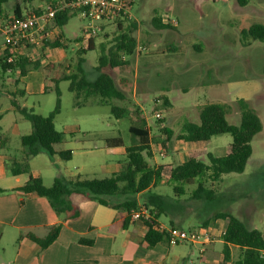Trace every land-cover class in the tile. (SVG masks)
Here are the masks:
<instances>
[{"label":"rangeland","instance_id":"1","mask_svg":"<svg viewBox=\"0 0 264 264\" xmlns=\"http://www.w3.org/2000/svg\"><path fill=\"white\" fill-rule=\"evenodd\" d=\"M19 1L9 0L5 5L7 19L13 17ZM43 4L44 0H32L23 5L24 12ZM155 11L165 21L177 20L179 24L165 30L164 38L157 44L141 49L147 60L139 59L138 66L135 65L136 58L132 60V72L122 70V73L116 74L125 99L113 101L128 108L133 115L139 111L152 135L160 136L161 145L152 151L153 158L149 162L174 166L185 162L188 148L181 144L178 135L185 122L200 123V112L208 104L227 105L228 121L239 125L242 117L240 101L245 100L263 123V130L252 141L253 153L245 171L224 174L218 182L206 183L207 189L215 191L213 201L194 198L199 181L195 185L179 184L185 188V194L181 196L174 192V185L178 183L168 185L161 182L152 188L151 193L163 195L171 207L167 210L168 216L162 215L161 219L164 222L173 219L187 230L207 228L214 239L223 233L227 224L226 220L214 219L215 214L228 212L243 220L250 229L264 232V42L251 41L245 45L241 39L243 30L256 24L264 25V0H248L245 4L239 0H137L131 18L126 19L147 22ZM83 25L80 16H71L62 28V39L66 42L63 44L67 48H60V52L47 49L45 56L39 57L41 68L28 73V81L34 83L39 80L43 83L40 89L42 93L27 96L25 91L26 97H21L23 84L19 71L5 73L1 68L0 90L20 95L16 99L22 107L49 116L59 99L55 80L61 79L64 74H71L78 61ZM110 26L113 27L107 32L113 35L116 22ZM104 37V31H100L95 37L96 42ZM4 45L5 37L0 33L1 50ZM194 46L200 47V51L193 49ZM170 47L174 50H169ZM101 53L97 44L96 49L85 56L84 68L90 79L97 76ZM52 64L54 68L46 69ZM59 89L61 109L54 123L56 129L64 133V141L55 145V149L71 150L73 157L66 161L58 155L42 153L31 160L32 171L41 172L48 186H51L53 176L60 174L107 178L111 176L110 165L116 164L122 169L127 163V156H121L111 147L107 148L106 140L121 138L126 146L131 145L129 128L132 120L115 118L110 107L101 104L97 98L82 99L78 103L75 94L69 91L67 81H61ZM11 100L12 97L0 96V127L9 138L6 145H11V149H24L20 136L31 133L32 124L15 110ZM160 100L163 104L158 103ZM157 113L161 117H157ZM164 126L173 131L169 141L160 134ZM231 142L230 134L214 136L201 161L209 165L210 154L226 156L230 152ZM145 195L138 196L139 207H146ZM206 221L207 226L204 225ZM201 248L200 244H195L193 248L174 246L170 261L190 264L192 260L195 264H203L199 257ZM223 249L224 244L219 239L217 250L222 253ZM239 253V249H236L234 260Z\"/></svg>","mask_w":264,"mask_h":264},{"label":"trees","instance_id":"2","mask_svg":"<svg viewBox=\"0 0 264 264\" xmlns=\"http://www.w3.org/2000/svg\"><path fill=\"white\" fill-rule=\"evenodd\" d=\"M31 1L20 0L17 2L13 17H21L25 13L23 5ZM8 2L9 0H0V25L13 18L7 19L5 13V5ZM239 2L245 4L248 3V0H239ZM70 18L71 15L67 13L59 14L54 21L55 25L63 28ZM155 20L158 21L159 18L156 17ZM163 26L171 27L170 24ZM134 31V28H130L116 35L110 44L103 48L96 68L98 73L94 79L88 77L84 64L87 53L94 50L93 40L95 38L91 40L88 48H80L77 52L78 61L71 74H64L61 79L55 80L59 99L56 108L49 116L37 114L34 109L21 107L16 100H12L13 107L31 122L32 132L21 137V144L24 148L23 156L11 159L8 165L10 173L14 176L29 175L25 185L18 188L19 191L47 198L53 209L59 215L65 216V219L79 218L80 211L71 201L73 195H78L115 210L127 211V221H129L131 211L140 208L138 196L146 194L144 204L149 208L152 217L142 221L146 228L143 245L150 249L157 244L169 245L168 233L161 232L156 227L162 215L168 216L167 210L171 208L163 195L151 193L152 188H156L161 182L168 185L178 183L174 185V192L181 196L185 194V188L179 184L195 185L199 181L198 188L194 191V198L213 201L216 197L215 191L207 189L206 183L209 181L218 182L224 174L243 173L245 171L253 153L252 141L263 130V123L259 115L249 107L245 100L240 101L242 117L239 125L231 124L228 121L227 105L208 104L200 112V123L185 122L181 133L178 135V139L185 146L193 148L189 151V159L177 166L151 164L149 159L153 158L152 144L159 146L160 136L151 134L150 129L147 128L146 119L139 111L133 115L128 108L113 102L114 100L125 99V94L119 88L115 76L122 73V70L132 72V58L137 50V39ZM61 39L62 34L47 43L46 48H66ZM241 39L245 45H249L251 41L264 42V25L256 24L243 30ZM11 53V50H1L0 47V68L2 71H19L20 77H24L31 70L41 68L38 57L36 60H30L27 57L17 56L13 63H8L7 57ZM43 56L45 55L43 54ZM54 67L52 64L48 65L46 69L49 70ZM61 81L69 82V91L75 94L78 103L82 99L87 101L90 98H97L101 104L110 107L115 118L132 120L133 124L129 128L132 143L126 146L127 163L120 171L114 172L110 177L87 178L80 174L75 176L60 174L51 186H46L43 178L32 175L30 161L42 153H48L51 156L58 155L66 161H70L73 157L70 150L56 152L54 148L55 145L64 141V133L58 131L54 123L61 109V92L59 89ZM160 134L161 136L165 135L169 141L173 136V131L164 126L160 130ZM220 134L232 136L230 152L223 157H215L210 154V164L207 165L201 161V157L207 154L212 138ZM108 144L112 147L123 146V140L112 138L108 140ZM4 147L5 142L0 141V148ZM3 192L5 190L0 188V193ZM214 219L227 221L226 229L222 234L225 261H231L230 246H233L240 251L233 264H264V232L250 229L243 220L228 212H219L215 214ZM170 225L179 227L173 219H170ZM204 225L207 226L208 222L206 221ZM62 227V223L52 226L44 238L31 233L26 236L44 250L58 239ZM81 243L92 245L93 241L82 239Z\"/></svg>","mask_w":264,"mask_h":264},{"label":"crops","instance_id":"3","mask_svg":"<svg viewBox=\"0 0 264 264\" xmlns=\"http://www.w3.org/2000/svg\"><path fill=\"white\" fill-rule=\"evenodd\" d=\"M156 17L159 18L158 21L155 20ZM115 22L116 31L113 35H109L107 31L114 26L110 25ZM166 24H170V22L165 21L157 11L147 22H132L126 18L108 20L101 25V31H104L105 37L98 43L94 39L93 48L95 50L98 44L102 52L103 48L109 45L116 35L134 28L137 50L132 60L136 58L135 65L137 64L138 66L139 59L147 60V56L142 55L141 49H148L152 44H157L160 39L164 38L165 30L173 28L171 24L169 28L164 27L163 25ZM59 31L62 35L64 34L62 28H59ZM60 48L63 47L50 49L60 52ZM194 48L200 51V47L194 46ZM169 50L173 51L174 49L170 47ZM28 77L29 74L20 77L23 84L20 91L21 97H26L25 91L27 96L34 93H42L40 89L43 83L39 80L33 83L30 80L28 81ZM3 95L12 97V100L17 102L16 97L20 96L14 92L0 90V96ZM158 103H161V100ZM22 136H20V140ZM7 138L0 127V141L5 142V147L0 148V188L5 190V192L0 193V264H175V261H170L172 257L171 249L174 246L157 244L150 249L144 247L143 240L146 235V228L141 221H133L132 219L127 221V211L115 210L96 201L86 200L81 196L73 195L71 201L79 209L80 216L77 219H65V216L59 215L53 209L47 198L19 191L18 188L25 185L29 175L14 176L10 173L7 162L15 157L21 158L23 149H11V145H6ZM108 140H106L107 148L111 147L114 152L121 156H127L124 143L123 146L112 147L108 144ZM181 144L183 143L181 142ZM159 146L152 144V151ZM187 148L189 159V151L193 148ZM55 151L61 152L65 150L57 151L55 149ZM30 166L32 175L43 178L46 185V179L41 172L32 171V161H30ZM109 168L111 174L121 170L116 164L110 165ZM57 176H53V182ZM59 223H62L63 227L58 239L44 250L26 236L31 233L44 238L50 228ZM159 223L171 226L170 220L169 222H164L160 218ZM176 224L183 228L177 221ZM226 226L227 224L224 226L223 232ZM222 234H219L214 239L212 238V242L203 247L205 249L203 259L210 264H233L235 261L234 253L238 248L230 246L231 261L224 260V249L222 253L217 250L219 239L224 244ZM82 239L91 240L93 244H82ZM177 246L193 248L195 244Z\"/></svg>","mask_w":264,"mask_h":264},{"label":"built area","instance_id":"4","mask_svg":"<svg viewBox=\"0 0 264 264\" xmlns=\"http://www.w3.org/2000/svg\"><path fill=\"white\" fill-rule=\"evenodd\" d=\"M135 0H44V4L37 9L27 10L21 17H13L0 25V33L5 37L3 50H11L7 57L8 63H13L17 56L36 60L42 56L54 38L60 37L59 27L55 19L59 14L67 13L71 16L78 15L84 21L79 46L86 49L90 42L101 31V25L108 20L118 18H131ZM172 26H177V20L170 21ZM62 44L66 43L61 39ZM64 45V44H63ZM81 48V47H79ZM157 117H161L157 113ZM133 221L149 220L152 215L147 207H140L130 213ZM161 232H167L169 245L200 244V261L210 264L203 259V248L212 242V232L207 228L187 230L181 227L166 226L159 223L156 227ZM190 264H195L190 261Z\"/></svg>","mask_w":264,"mask_h":264}]
</instances>
